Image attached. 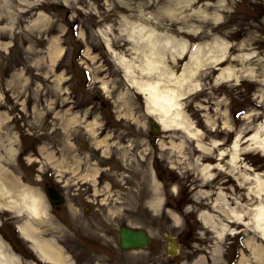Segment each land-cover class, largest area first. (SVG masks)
<instances>
[{"label":"rangeland","instance_id":"obj_1","mask_svg":"<svg viewBox=\"0 0 264 264\" xmlns=\"http://www.w3.org/2000/svg\"><path fill=\"white\" fill-rule=\"evenodd\" d=\"M170 8L177 9L175 15L165 13ZM139 11L153 15L150 23L158 31L192 45L216 38L231 43L227 61L206 65L195 77L201 90L184 100L190 119L202 131L199 141L211 152L200 151L196 139L178 130L162 129L160 142H151L144 97L126 83L123 69L106 49L100 32L112 26L113 47L126 51L130 45L119 29L121 19L125 15L133 21ZM55 35L61 39L64 53L53 61L49 44ZM246 52H253L256 62L236 60ZM188 57L176 64L170 61L177 73ZM230 66L240 69V80L217 82L220 69ZM250 69L254 76L246 74ZM262 79L264 0H0V168L24 175L29 187L38 188L45 196L44 183H56L55 141H61L67 157L65 169L72 175L78 176L82 167L90 173L88 177L92 175L96 164L88 153L96 152L95 147L115 157L112 166L118 170L105 171L103 185L97 186L98 179L93 178L89 180L93 185L87 183L94 195L78 189L81 183H76V177L64 175L66 201L41 223L45 235L57 238L75 264H191L197 253L205 257V264H240L243 254V264H264L257 261L247 240L253 237L263 245L264 241L248 224L230 222L212 210L204 192L222 189L230 195L231 206L239 202L247 211L257 203L254 196L246 195L248 188L255 186L254 180L241 183L240 178L247 171L251 175L264 172V154L248 140L264 123ZM105 81L108 90L102 86ZM95 95L115 104L118 117L132 112L121 122L115 120L120 123L116 136L109 138L106 146L98 144L100 140L87 126L70 125L69 111L58 112L66 105L84 103H93L99 110ZM94 117L99 124L105 120ZM101 129L98 125L97 130ZM237 136L241 158L232 174L229 155L221 160L218 154L230 150ZM154 159L164 169H155ZM205 162L221 163L224 169L214 167L213 179L207 180L200 171ZM165 164L172 168L166 169ZM12 173L8 175L14 176ZM227 181L231 188L226 187ZM207 207L236 232H227L218 240L199 219V212ZM178 213L184 214L185 221L182 215L171 217ZM20 221L21 215L0 211L1 240L10 252L23 257L21 264H42L30 243L20 236L16 227ZM126 224L148 230L152 242L147 248L122 250L117 246L118 230ZM168 232L180 243L176 256L166 253ZM217 245L223 252L219 263L212 259Z\"/></svg>","mask_w":264,"mask_h":264},{"label":"bare ground","instance_id":"obj_2","mask_svg":"<svg viewBox=\"0 0 264 264\" xmlns=\"http://www.w3.org/2000/svg\"><path fill=\"white\" fill-rule=\"evenodd\" d=\"M176 12V8L175 10L170 8L165 13L173 16ZM152 16L145 15L139 11L135 19L131 21L127 16L123 15L119 29L128 39L130 46L126 51H119L113 47V41L110 36L112 26H106L105 29L100 31L105 41V46L111 52L115 62L124 70L125 74L123 77L125 80L143 95L146 101L147 112L158 120L163 130H182L193 139H196L200 149L211 152L210 147H206V145L199 141L198 138L201 137L202 131L197 129L194 122L190 119L185 109L184 100L190 93L201 90L202 84L200 81H196L195 77L201 70L206 69V65L215 66L227 61L229 55L228 49L231 48V43L216 38L211 42L205 41L192 45L184 38L158 31L150 23V19L152 20L151 22H154ZM216 19L218 20L219 17ZM54 37L55 39H51L49 44L50 55L53 61L64 53V47H60L59 45L61 39L58 35ZM125 52H130V54ZM186 56H189L187 58L189 60L186 59L181 72L177 73L174 69L175 65H171L170 61L176 64L180 60L185 59ZM254 57L256 55L253 52H246L245 54H239L236 60L252 62L254 59V62H256ZM239 70V68L231 66L221 68L217 82L239 81L242 76L239 74ZM254 73V69L246 72L248 76H254ZM262 80L264 81V79ZM102 86L108 90V82L105 81ZM130 114H132L131 111L127 114L124 113V118ZM72 123L78 124L77 117L72 120ZM74 126L76 128L78 125ZM86 126L92 133L96 134L97 121L94 120V122L87 123ZM108 138H104L98 144H104L103 142H107ZM248 138L253 144L252 147L264 154V123ZM181 146L180 144L179 147ZM9 149L12 151V146ZM240 153L241 144L239 136L233 141L230 150L219 152L218 155L221 160L227 158L228 155L230 157L229 164L231 165V169L229 173H234V166L238 165L241 158ZM47 156L52 157V154L49 153ZM56 158L55 156V161H57ZM55 165L59 167L60 165L63 166V164L58 163ZM214 167L224 169V165L221 163H217L216 165L206 163L201 166L200 171L207 180L213 178L212 169ZM3 169L0 168V211L6 210L19 216L21 215L22 221L18 222L17 228L21 236L32 243L33 251L38 253L42 260L50 264H73L71 256L66 253L58 243V240L54 236H46L45 232L42 231L41 223L48 217V205L52 204L50 195L47 197L42 196L38 192V188L34 186L29 187L28 179L24 175H15L8 171V167V172H3ZM92 170H94V174L92 175L94 178L100 169L96 165ZM8 173H12L14 176H10ZM57 173L59 174L58 171ZM92 176H89V178L91 179ZM248 179L254 180L255 186L248 188L246 195L249 197L254 196L257 201L248 211L246 206L239 202H237L236 206H231L228 200L230 195L222 189L216 192V198L212 201L211 207L213 210L221 213L230 222L248 224L253 229L255 235L264 241V172L251 175L250 171H247L242 175L240 181L242 183V181L244 182ZM208 193H206L207 196L211 195V192L210 194ZM54 194L55 192L52 190L51 195L58 201L60 199L59 195ZM60 201L62 202L63 199ZM246 216H250L249 221H247ZM174 217L176 218L177 216ZM199 217L205 226L213 230L220 241L223 240L227 232H236L228 224H225L223 221L221 222L213 211L202 210L199 213ZM247 245L254 256H256L257 261L262 260L264 263V245L253 237L247 240ZM212 253V259L216 263H219L221 254L223 253L221 247L215 246ZM20 257L23 260V257ZM20 257L10 252L0 238V264H21ZM245 257L244 254L241 256L239 259L240 264H243V260L241 261V259ZM193 264H205V260L202 256H199Z\"/></svg>","mask_w":264,"mask_h":264},{"label":"water","instance_id":"obj_3","mask_svg":"<svg viewBox=\"0 0 264 264\" xmlns=\"http://www.w3.org/2000/svg\"><path fill=\"white\" fill-rule=\"evenodd\" d=\"M120 241L122 246L130 247V246H146L149 238L147 234L143 231H131L128 229H124L121 232Z\"/></svg>","mask_w":264,"mask_h":264},{"label":"flooded vegetation","instance_id":"obj_4","mask_svg":"<svg viewBox=\"0 0 264 264\" xmlns=\"http://www.w3.org/2000/svg\"><path fill=\"white\" fill-rule=\"evenodd\" d=\"M83 107L82 108H77V110L78 111H83ZM108 109V106H107V104H105L104 106H102V110H101V112H102V114L104 115V116H108L110 113L109 112H106L105 113V111ZM88 116H90V115H88ZM115 116V115H114ZM109 121V119L107 120L106 119V122H108ZM116 128H118V127H115V125L113 124V123H111V121H109V125L108 126H105L104 127V129H103V133H108L109 131H112L113 132V136H116V134H115V131H116ZM55 146H56V148H57V150H56V153L58 154V155H61L62 153H63V148H62V145H61V142L58 140L57 142H55ZM94 157H98L99 158V156L98 155H94ZM59 158V157H58ZM100 162H102V163H107L105 160H103V159H100ZM154 166H155V169H157L158 168V170H159V168H161L160 166L158 167L157 166V163L155 162V160H154ZM106 169H109L108 167H106ZM159 171H161V170H159ZM91 192V191H90Z\"/></svg>","mask_w":264,"mask_h":264}]
</instances>
